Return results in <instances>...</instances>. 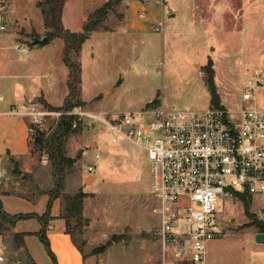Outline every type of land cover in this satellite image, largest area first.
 Segmentation results:
<instances>
[{"label":"rangeland","instance_id":"1","mask_svg":"<svg viewBox=\"0 0 264 264\" xmlns=\"http://www.w3.org/2000/svg\"><path fill=\"white\" fill-rule=\"evenodd\" d=\"M37 1H4L6 28L0 31V58H10L15 63L25 58L30 63L14 64V77H0V92L3 82L15 81L19 96L28 90L33 93V100L44 92L54 106H60L68 93L69 70L60 60L64 41L55 37L46 45L30 43L34 35L41 38L50 30L44 25ZM107 1L66 0L63 26L82 31L86 20L83 16ZM132 1L144 5L162 2L164 13L159 18L136 19L145 29L135 31L130 29V19H123L125 11H132ZM126 2L125 6L123 0H111L113 6L107 18L81 48V98L87 104L76 110L111 116L158 105L205 109L211 105L206 81L209 63L215 71L220 105L229 109L264 108V0ZM23 46L28 52L20 49ZM38 48L43 49L41 60L31 64L32 49ZM46 71L51 74L44 76ZM250 78L255 81L253 98L243 100L242 93ZM59 117L52 114L44 121L47 133L54 131ZM81 118L78 117L82 128L69 138L67 145V154L78 159L66 175L64 192L88 193L86 216L82 221L71 220L69 231L81 251L89 256V264H98L99 258L108 264H162L157 239L159 217L152 211L155 199L146 151L126 138L113 141L106 125L87 115ZM32 143L37 160L45 158L48 163L44 177L36 183L48 189L53 185L49 180L48 156ZM96 153L100 154L99 159H95ZM90 164L97 166L96 173L88 171ZM22 173L10 169L6 176H18L19 180ZM250 210L257 221L264 223V194L253 196ZM258 232V222H251L240 197L221 194L217 233L207 245L206 264H264V243L255 239ZM11 238L10 233L4 232L2 239L10 250ZM110 240L106 250L92 253ZM29 246L41 264H54L37 234L31 236Z\"/></svg>","mask_w":264,"mask_h":264},{"label":"built area","instance_id":"2","mask_svg":"<svg viewBox=\"0 0 264 264\" xmlns=\"http://www.w3.org/2000/svg\"><path fill=\"white\" fill-rule=\"evenodd\" d=\"M4 1L0 0V31L6 28ZM254 86L255 81L248 79L243 100L253 98ZM74 110L68 113L106 125L113 141L126 138L146 151L162 264H206L207 245L217 233L220 195L264 194V108L158 105L111 116ZM52 114L62 112L31 108L26 113L31 135L37 128L45 130L44 121ZM97 170L94 164L88 166L90 173ZM0 264L23 263L9 258L0 244Z\"/></svg>","mask_w":264,"mask_h":264},{"label":"crops","instance_id":"3","mask_svg":"<svg viewBox=\"0 0 264 264\" xmlns=\"http://www.w3.org/2000/svg\"><path fill=\"white\" fill-rule=\"evenodd\" d=\"M123 3H125V6L128 4L126 0H123ZM100 6L101 5L98 7ZM130 6L132 7V11H128V13L125 11L123 19H130V22L132 23V28L130 29H134L135 31H142L145 29L143 28V25L136 22V19L159 18L164 13L162 2H154L144 5L138 1H132ZM142 9L145 11H142ZM93 11L89 12L88 15H84L83 19H87ZM23 47L20 49L24 52H28L27 49L23 50ZM42 50L43 49L40 48L32 49L34 58L37 57V55L38 58L34 59L32 57L31 64H35L36 62L39 63ZM22 59L23 61H17L15 63V61L10 58L8 61H2L0 58V77H14V64L23 62V64H25L24 66H28L30 62L28 63L25 58ZM60 60L63 61V51L61 52ZM48 74L51 73L46 71L44 76H47ZM2 86L0 92V200L3 204V208L10 214L37 213L41 215L46 211L49 198L45 191L50 190L53 185L48 189H44L41 188L39 183H36L37 179L44 177L48 163L45 158L41 162L36 158L34 151L35 147L32 143L33 139L30 130V119L26 113L31 108L41 109V105L44 106L41 100L47 101L50 104L52 103L44 92H42L41 96H38L33 100L32 97L34 95L28 90H24L21 96H19L17 91L18 86L15 81H5L2 83ZM38 100L40 103H37ZM15 167L23 172L22 174L25 175L26 173L27 175H23L24 177H22L21 174L19 180L17 179L18 176H6V172H9L10 169L13 170ZM27 178H30L32 182L28 181ZM49 180L50 184H52V171L49 175ZM11 202H15L16 205L12 206L13 203ZM63 208V197L60 196L53 202L51 208L52 219L46 230L51 249L57 259V264H89V262H87L89 256L81 251V246L75 241L73 234L68 232V224L65 218L61 216ZM84 210L85 199L83 216H86L84 215ZM37 221V218L21 219L18 220L14 226L0 232V244L4 247L9 258H19L22 260L23 264H41L29 246L31 236L36 235V232L39 231L42 226L40 221H38L39 224ZM4 232H8L12 235V238L9 239L13 246L11 250L2 239ZM17 232L29 233L25 236V246L17 247L15 245L13 236ZM11 254H14V257ZM97 263L108 264L109 262H105L99 258Z\"/></svg>","mask_w":264,"mask_h":264},{"label":"trees","instance_id":"4","mask_svg":"<svg viewBox=\"0 0 264 264\" xmlns=\"http://www.w3.org/2000/svg\"><path fill=\"white\" fill-rule=\"evenodd\" d=\"M65 1L66 0L37 1V5L41 8L44 16V25L46 28H50L45 36H47L50 41L55 37H61L64 41L63 62L67 65L69 70L67 78L68 94L63 103L60 106H54L47 101L41 100L46 109L62 112L57 121L56 128L52 133H47L45 130L37 128L32 134V139L36 147L42 149L47 154L52 171L53 187L50 190L45 191L49 196L46 211L41 215L37 213L10 214L3 208V204L0 200V232L14 226L18 220L37 218L42 226L36 234L44 243L48 254L54 261V264H57V259L46 235L47 227L52 219L51 208L53 202L58 197H63L64 208L61 212V216L65 218L67 224H69L71 220L82 221L84 199L88 196V193L83 190H79L74 194L64 193L66 175L73 168L75 161L78 159V157H71L67 154V145L69 138L77 132L78 129L82 128V123L78 119V115L68 112L73 111L75 108L83 107L86 104L81 98L80 85L82 69L78 57L86 39L92 32L102 25L113 6L111 0H108L88 16L83 24L82 31H71L65 28L62 24V12ZM35 38H39V36L34 35L30 41L31 44H36L34 43ZM206 74V81L211 94V104L214 106H220V99L214 79L215 71L212 67V63L207 65ZM13 171L16 174L21 173L17 167H15ZM239 197L244 205V211L251 219V222H258L260 232H264V223L257 221L255 214L250 210L253 199L252 195L245 192L239 194ZM68 232L71 233V231ZM27 234L29 233L17 232L14 234L13 240L17 247L25 246V236ZM111 243V240L108 241L104 245L95 248L92 253L96 254L99 251L106 250Z\"/></svg>","mask_w":264,"mask_h":264},{"label":"water","instance_id":"5","mask_svg":"<svg viewBox=\"0 0 264 264\" xmlns=\"http://www.w3.org/2000/svg\"><path fill=\"white\" fill-rule=\"evenodd\" d=\"M34 43L40 44V45H46V44L50 43V39L47 36H43L41 38H35ZM91 177H94V176H91ZM255 239L259 243H264V232L256 233Z\"/></svg>","mask_w":264,"mask_h":264}]
</instances>
